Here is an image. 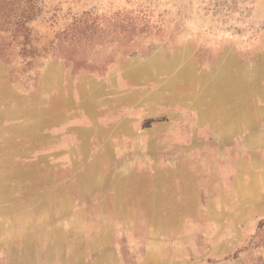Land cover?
<instances>
[{
  "label": "rangeland",
  "instance_id": "374dc122",
  "mask_svg": "<svg viewBox=\"0 0 264 264\" xmlns=\"http://www.w3.org/2000/svg\"><path fill=\"white\" fill-rule=\"evenodd\" d=\"M37 5L0 11V264H264V0ZM87 12L129 27L51 53Z\"/></svg>",
  "mask_w": 264,
  "mask_h": 264
},
{
  "label": "trees",
  "instance_id": "16d2710c",
  "mask_svg": "<svg viewBox=\"0 0 264 264\" xmlns=\"http://www.w3.org/2000/svg\"><path fill=\"white\" fill-rule=\"evenodd\" d=\"M9 9H14V11L17 12L13 24L15 32L23 35L26 39L25 36H28L27 24L34 20L40 12L37 0H0V11L2 16H6L7 13H9ZM110 23V21L106 20H97L90 12L82 14L73 22L69 29L55 37V44L53 42V45L50 46L51 53L59 56L64 46H71L73 43L81 41L88 42L94 37L107 35L109 32L114 34L115 30L109 31L110 27L121 29L129 27L128 23L126 24L121 21Z\"/></svg>",
  "mask_w": 264,
  "mask_h": 264
}]
</instances>
